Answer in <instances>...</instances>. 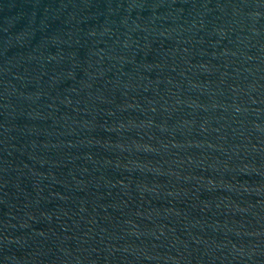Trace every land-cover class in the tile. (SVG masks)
I'll use <instances>...</instances> for the list:
<instances>
[{
    "label": "water",
    "instance_id": "water-1",
    "mask_svg": "<svg viewBox=\"0 0 264 264\" xmlns=\"http://www.w3.org/2000/svg\"><path fill=\"white\" fill-rule=\"evenodd\" d=\"M0 264H264V0H0Z\"/></svg>",
    "mask_w": 264,
    "mask_h": 264
}]
</instances>
